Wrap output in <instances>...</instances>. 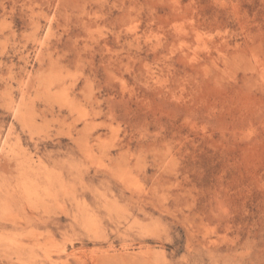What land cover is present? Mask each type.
<instances>
[{
  "label": "rangeland",
  "instance_id": "374dc122",
  "mask_svg": "<svg viewBox=\"0 0 264 264\" xmlns=\"http://www.w3.org/2000/svg\"><path fill=\"white\" fill-rule=\"evenodd\" d=\"M0 264H264V0H0Z\"/></svg>",
  "mask_w": 264,
  "mask_h": 264
},
{
  "label": "bare ground",
  "instance_id": "6f19581e",
  "mask_svg": "<svg viewBox=\"0 0 264 264\" xmlns=\"http://www.w3.org/2000/svg\"><path fill=\"white\" fill-rule=\"evenodd\" d=\"M122 260V259H121ZM122 262V261H121Z\"/></svg>",
  "mask_w": 264,
  "mask_h": 264
}]
</instances>
